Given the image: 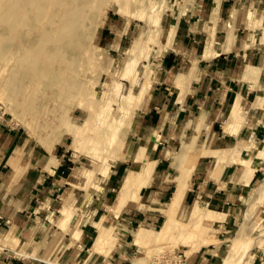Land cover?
Segmentation results:
<instances>
[{
	"label": "crops",
	"instance_id": "obj_1",
	"mask_svg": "<svg viewBox=\"0 0 264 264\" xmlns=\"http://www.w3.org/2000/svg\"><path fill=\"white\" fill-rule=\"evenodd\" d=\"M177 7L162 26L154 21L147 41L133 42L136 58L120 74L130 78L137 59L146 61L141 78L129 83L123 98L115 97L130 106L129 130L140 107L125 159L111 167H76L63 144L53 154L54 145L30 148L0 114V264H135L127 238L111 240L119 212L129 213L126 222H152L154 214L130 211L142 206L140 197L157 210L178 180L188 182L181 205L203 200L215 214L208 222L224 215L217 229L235 225L242 215L230 239L252 236V213L264 202V195L258 201L264 184V0H183ZM124 37L117 34L114 49ZM147 42L154 49L146 51ZM97 172L107 176L103 192H92L89 200L80 187ZM116 188L106 214L100 203ZM156 230L140 226L134 243H154ZM221 246H202L196 256L201 264H218Z\"/></svg>",
	"mask_w": 264,
	"mask_h": 264
},
{
	"label": "rangeland",
	"instance_id": "obj_2",
	"mask_svg": "<svg viewBox=\"0 0 264 264\" xmlns=\"http://www.w3.org/2000/svg\"><path fill=\"white\" fill-rule=\"evenodd\" d=\"M131 1H133V6L130 10V15H126L121 12L119 10L120 6L113 2H110L108 3V5H104L103 7L96 10L94 16L95 24L92 25V27L88 30V33L84 36V42L85 44H87V47H89V50H85L84 54H81L82 56L84 55L88 57L90 65L87 64L84 69H81L79 67L78 73H75L79 83L82 85H77L78 87L76 86L74 88H71L72 90H68V92L70 93L62 91L64 93V95L61 96L62 98L60 96H52L50 98L43 99V101L40 99L37 100L34 109L35 113L33 110V112L29 110L23 116L15 113L16 105H14L13 103H10L9 105L5 104L6 102L4 101V97L2 94H0V114H3L4 122L7 124L8 128L13 127L15 129H18L27 146L44 151L46 150L45 146L51 148L54 145L52 151L50 152L51 154H53L59 150V145L63 144L64 148H68L69 153H72L73 161L76 167L79 168H91L94 165L90 164H94L95 162L98 163H96L97 165L101 164L100 167H105L106 165H109L111 167V165L115 162H119L126 158V154L124 156L114 155L105 157L104 155H101V153L97 152L94 147V144L97 141V132L101 128L112 129L113 126L116 125L121 111L118 105L119 103L117 102L118 100L115 99V97L118 96V98H123L126 95L131 82H133V80L135 79H137L138 81V78H141L143 74L146 61L143 60V58H139L137 59L135 70L130 74V76H128L130 78H123V76L120 75L124 73L126 64L136 58L135 54L130 51V47L133 45V42L137 39H140L141 37H143V39L147 41L146 35H148V33L150 32L149 27H151V25L155 23L154 20L158 19V24L162 26L164 20H166V18L171 16L172 13L176 11V9L178 8L177 6H179V4L181 5L183 0ZM157 29H161V27H157ZM118 33H125V37L121 41L120 48L116 47V49H114L113 47L115 46V38L117 37ZM145 45L148 46L145 47L146 51H148L150 48L154 49V45L152 42H147L145 43ZM151 52H153L152 49ZM86 57L83 58L84 62L86 60ZM70 72L71 71H69L68 74L71 76L73 72ZM68 74L61 76V79H57L54 85L57 91L65 85L63 79L67 78ZM65 82L68 86L72 85V81L67 80ZM119 83H121L122 85L121 90H118V87L115 86ZM2 85L3 82L1 79L0 88L2 87ZM84 87H86L87 89ZM37 105L40 108H38ZM36 107L38 109H36ZM139 108L140 107H138L133 114L131 127L127 137L128 141L131 138L133 125ZM36 110L38 111L36 112ZM56 110L58 112H65L64 115L66 119L69 120V123L73 121L72 123L74 127H77L73 132L76 131V133H63V130L54 128L55 131L50 132L49 135L45 136L46 134H48V125L52 120L50 118V114L52 111ZM111 112L112 115H110ZM113 115L114 117H112ZM23 120L30 123L29 128L24 125ZM21 122H23V124ZM80 129L83 132L80 131ZM125 129H127V127ZM41 133H43V135ZM60 134H62L63 136H61ZM54 137L59 138L60 141L53 143L51 139H54ZM219 173L220 171L215 176H218ZM99 174L100 173L97 172V174L93 175V177L87 182V184L80 187L81 190L85 192L86 197L89 198V195L92 192H103L102 183H104V179L107 176L103 177ZM259 181H256L251 185V187L254 188V192ZM117 191L118 189L116 188V190L112 192V196L104 198V201L100 203V205H103V208H105L106 214L109 208L112 207L115 203ZM89 200H91V198H89ZM167 200L168 198L163 199L158 206H164ZM139 202L142 203V206L134 204L136 205L135 207L137 209L139 208V211L132 209L130 213L133 214V212L141 211L146 215L154 214L152 222H142L139 220L126 222V219L124 217L128 216L129 213H127L126 211L125 213H122L120 211L118 214V226L111 232V240L115 237H117V240H119L122 237L125 239L127 238V241L132 244V252L130 254V258H134L135 264H201L200 259L196 256L198 255V250L202 246L207 248L211 244L219 243L222 244V246L220 248L221 258H219L218 264L223 263L224 257L228 253L231 255L229 260H232L228 262L229 264H251L253 259L255 262L253 264H263L264 262V241L260 242L261 239H264V202L259 205L258 208H256L252 213L251 222L253 223H250L247 229L250 230L252 224L256 225L254 231L252 232V236H244L243 233H239L242 237L241 244H243L242 246L241 244H239L241 247L239 249V246L237 247V252L235 250L232 251V242L230 241V238L235 234L236 229L240 226V224L243 223L244 218L242 215L239 216V219L237 220V223L235 225L230 224L226 229L221 227L223 236L218 238L217 233L220 232L221 229H217L219 227L217 223L224 219V215L222 218H218L210 222H208V219H204L201 224L208 228H206L208 231L206 232L205 236L206 238H209L210 241L208 243L202 244L200 247H197L199 244L198 237L186 238L183 234L184 232L178 229L170 232V234L165 238H155L154 236H152L151 238L154 237L152 239L154 241L153 244H150L145 248L139 247L133 241L134 232L140 226H145L150 229L156 230L160 227L164 219L159 210L157 211L153 208H149L150 206L143 205L144 200L141 197L139 199ZM191 204V198H189L182 205L180 202L177 208L178 211H176L175 213L178 220L187 221L189 217V210L191 209ZM206 206L210 208L207 204ZM248 207L249 206H247V208ZM146 208L148 210H146ZM214 217L215 214L213 218ZM260 232L263 233L257 235ZM245 247L246 250H244ZM100 253L103 255L108 254V252ZM18 254H26L27 256H30L29 253L22 251H19ZM16 256L25 258L21 255ZM54 261L61 262L58 259H55Z\"/></svg>",
	"mask_w": 264,
	"mask_h": 264
},
{
	"label": "bare ground",
	"instance_id": "obj_3",
	"mask_svg": "<svg viewBox=\"0 0 264 264\" xmlns=\"http://www.w3.org/2000/svg\"><path fill=\"white\" fill-rule=\"evenodd\" d=\"M110 2L118 4L121 12L130 15V10L133 6V1L131 0H0V80L2 79L3 82L0 88V94L3 95L5 104L9 105L13 103L16 105L15 113L23 116L29 110L34 111L37 100L40 99L43 101V99L52 96L61 97L64 95L62 91L68 92L71 88L82 85L79 83L75 73H78L79 67L84 69L87 64L90 65L88 57L81 55L84 54L85 50H89V47L84 42V36L88 33L92 25L95 24L94 16L96 10L104 5H108ZM85 57L86 60L84 62L83 58ZM69 71L73 72L71 76L68 74ZM65 74H68L67 78L63 79L65 85L57 91L54 85L57 79H61V76ZM67 80L72 81V85L68 86L65 82ZM140 87L142 88V86ZM127 99L129 100V97ZM119 105L121 107V114L116 125L112 129L101 128L97 132V141L94 147L97 152L105 157L114 155L124 156L125 154L128 157L127 152L130 147L127 138L130 119L128 110L130 106H128L127 100L121 104L119 103ZM37 107L36 109L40 108ZM64 114L65 112H58L57 110L51 112V116H49L52 120L48 125V134L45 136L55 131L54 128L63 130V133H72L77 128L74 127L73 121L71 122L72 124L69 123V120L66 119ZM23 122L25 126L30 127L29 122H25V120ZM23 122L21 123L23 124ZM126 127L127 129H125ZM80 131L82 130L80 129ZM73 133H76V131ZM41 134L43 135V133ZM60 135L63 136L62 134ZM51 141L54 143L60 140L54 137ZM140 179L142 178L140 177ZM139 183L140 180L137 184ZM187 185V181L178 180L176 182V190L173 192L169 201L164 206L156 207L163 214L164 219L160 227L156 231H153L152 236L155 238H165L170 232L178 229L184 232L183 234L186 238L198 237L199 244L197 247H200V245L210 241L205 236L208 228L201 223L204 219L213 218L214 213L206 208L203 200L197 198L191 204L187 221H180L176 218L175 213L178 211L177 208L183 199L188 187ZM130 189L134 190V187ZM263 195L264 184L258 191V201L263 198ZM126 199V196L124 197L123 194V203L126 202ZM120 208H122L121 205ZM107 230H109L108 227ZM146 233L149 232L146 231ZM230 241L232 242V251L238 250L243 244H241L242 237L240 234H237ZM261 241H264V239H261ZM230 257L231 255L228 253L221 264H229L228 262L232 261L229 260Z\"/></svg>",
	"mask_w": 264,
	"mask_h": 264
}]
</instances>
